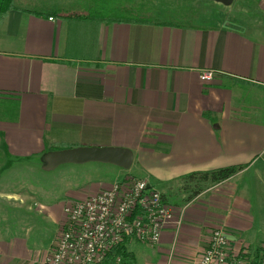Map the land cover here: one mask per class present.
Wrapping results in <instances>:
<instances>
[{
  "label": "crops",
  "instance_id": "0c3cea01",
  "mask_svg": "<svg viewBox=\"0 0 264 264\" xmlns=\"http://www.w3.org/2000/svg\"><path fill=\"white\" fill-rule=\"evenodd\" d=\"M201 1L210 10L174 23L151 19L157 0H14L0 26L2 222L13 196L7 163L33 162L59 143L113 146L132 152L115 180L146 179L184 208L179 229L168 226L158 243L126 240L128 264H199L215 227L235 246H264V0ZM116 11L141 21L86 19ZM204 70L212 80L200 79ZM233 165L243 168L214 184L181 180ZM62 204L50 208L54 234L38 258L0 230V264H44Z\"/></svg>",
  "mask_w": 264,
  "mask_h": 264
},
{
  "label": "built area",
  "instance_id": "2783aa9c",
  "mask_svg": "<svg viewBox=\"0 0 264 264\" xmlns=\"http://www.w3.org/2000/svg\"><path fill=\"white\" fill-rule=\"evenodd\" d=\"M204 70L200 79H213ZM63 220L46 264H121L116 249L126 240L156 244L168 226L179 229L184 208L175 209L146 179L124 177L95 192L67 197ZM199 264H264V246L253 251L232 244L221 227L210 232Z\"/></svg>",
  "mask_w": 264,
  "mask_h": 264
},
{
  "label": "rangeland",
  "instance_id": "374dc122",
  "mask_svg": "<svg viewBox=\"0 0 264 264\" xmlns=\"http://www.w3.org/2000/svg\"><path fill=\"white\" fill-rule=\"evenodd\" d=\"M184 1L186 0H157V11L156 14L151 15V19L167 20L174 23L189 22L188 15L202 10H210V7L206 5L211 3L205 1L197 3L201 0H189L194 4L185 5ZM140 7V14H142L148 4L142 2ZM184 12L188 14V18H184ZM96 14L108 15L106 12ZM127 14L116 11L112 16L125 17ZM244 14V11H239V18L244 19ZM42 158L43 156H40L34 158L33 162L24 163L14 160L6 164V167H11V169L10 173L6 174L4 182L9 185L7 190L13 196L4 201L6 219L4 222L0 220V230H3L6 236L11 238V242L14 244L16 241L22 242L25 251L36 255L37 258L44 253L54 234V216L51 214L50 208L60 205L66 197L75 194L83 185L115 180L118 170V167L111 163L96 161L67 162L47 168ZM0 206L3 204L0 203ZM256 249L251 250L255 251Z\"/></svg>",
  "mask_w": 264,
  "mask_h": 264
},
{
  "label": "water",
  "instance_id": "95a60500",
  "mask_svg": "<svg viewBox=\"0 0 264 264\" xmlns=\"http://www.w3.org/2000/svg\"><path fill=\"white\" fill-rule=\"evenodd\" d=\"M228 5L231 0H211ZM47 168H53L61 163H84L96 161L111 163L122 168H128L132 162V152L128 148L113 146H76L48 151L43 157Z\"/></svg>",
  "mask_w": 264,
  "mask_h": 264
},
{
  "label": "trees",
  "instance_id": "16d2710c",
  "mask_svg": "<svg viewBox=\"0 0 264 264\" xmlns=\"http://www.w3.org/2000/svg\"><path fill=\"white\" fill-rule=\"evenodd\" d=\"M14 0H0V26L4 22V19L8 12L14 8ZM91 18V20L97 21V22H140L139 19H133V18H125V17H116V16H106V15H90L86 19ZM84 19V17L82 18ZM77 144H71V143H59L57 144V147L62 148H69V147H76ZM243 168V165H233V166H225L220 167L208 171H199V172H192L189 174H186L181 177V180L185 183L192 180L200 181L204 184H214L220 181H223L225 179H228L230 176L235 174L237 171ZM198 189L193 190V194L197 193ZM125 242V241H124ZM122 243L117 247L115 250L118 256L121 258V264H128L132 262V255L127 252L125 249V243ZM261 248H257L255 251H259ZM45 264V263H44Z\"/></svg>",
  "mask_w": 264,
  "mask_h": 264
}]
</instances>
